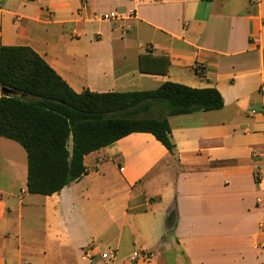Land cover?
<instances>
[{
    "label": "crops",
    "instance_id": "crops-1",
    "mask_svg": "<svg viewBox=\"0 0 264 264\" xmlns=\"http://www.w3.org/2000/svg\"><path fill=\"white\" fill-rule=\"evenodd\" d=\"M0 17L1 44L77 94L171 82L224 100L167 116L175 155L135 133L52 196L28 193L27 153L0 137V264H264V0H0Z\"/></svg>",
    "mask_w": 264,
    "mask_h": 264
},
{
    "label": "trees",
    "instance_id": "trees-1",
    "mask_svg": "<svg viewBox=\"0 0 264 264\" xmlns=\"http://www.w3.org/2000/svg\"><path fill=\"white\" fill-rule=\"evenodd\" d=\"M145 58L139 60L141 73L167 72V60L163 59V69L147 70ZM155 103L166 105L167 115L152 114ZM223 107L216 89H192L171 82L153 91L77 94L32 49L3 46L0 17V137L17 142L27 153L31 195L61 192L87 174L85 156L135 133L153 135L175 155L167 116ZM142 111L149 115H140Z\"/></svg>",
    "mask_w": 264,
    "mask_h": 264
},
{
    "label": "built area",
    "instance_id": "built-area-1",
    "mask_svg": "<svg viewBox=\"0 0 264 264\" xmlns=\"http://www.w3.org/2000/svg\"><path fill=\"white\" fill-rule=\"evenodd\" d=\"M123 15L118 12L105 13L99 16H96V20L103 22H116L123 20ZM115 252H108L102 255L103 260L111 261L115 258Z\"/></svg>",
    "mask_w": 264,
    "mask_h": 264
},
{
    "label": "rangeland",
    "instance_id": "rangeland-1",
    "mask_svg": "<svg viewBox=\"0 0 264 264\" xmlns=\"http://www.w3.org/2000/svg\"><path fill=\"white\" fill-rule=\"evenodd\" d=\"M140 115H142V116H147V115H149V113L147 114V112H145V111H142V112H140ZM108 253V252H107Z\"/></svg>",
    "mask_w": 264,
    "mask_h": 264
},
{
    "label": "water",
    "instance_id": "water-1",
    "mask_svg": "<svg viewBox=\"0 0 264 264\" xmlns=\"http://www.w3.org/2000/svg\"><path fill=\"white\" fill-rule=\"evenodd\" d=\"M6 93H7L8 95H14V93H13L12 91H6Z\"/></svg>",
    "mask_w": 264,
    "mask_h": 264
}]
</instances>
